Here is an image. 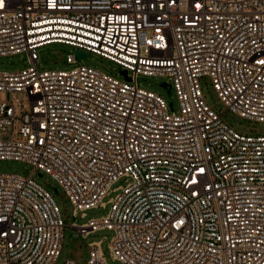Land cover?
I'll use <instances>...</instances> for the list:
<instances>
[{"label": "built area", "instance_id": "obj_1", "mask_svg": "<svg viewBox=\"0 0 264 264\" xmlns=\"http://www.w3.org/2000/svg\"><path fill=\"white\" fill-rule=\"evenodd\" d=\"M52 44L111 60L125 80L85 65L41 71ZM23 53L28 67L0 70V160L34 171L0 173V264L62 254L67 226L37 172L76 218L111 206L71 228L112 231L123 264H264V135L224 120L264 123V0H0V57ZM140 76L168 78L179 110ZM205 77L225 112L208 105ZM102 243L86 264H108Z\"/></svg>", "mask_w": 264, "mask_h": 264}, {"label": "rangeland", "instance_id": "obj_2", "mask_svg": "<svg viewBox=\"0 0 264 264\" xmlns=\"http://www.w3.org/2000/svg\"><path fill=\"white\" fill-rule=\"evenodd\" d=\"M38 52L40 54L38 69L41 71L55 69L71 70L79 65H85L109 73L120 80H125V76L121 72L123 69L117 63L91 52L87 54V58L79 60L77 65L69 64L67 62L68 55L77 52V49L70 45H47L40 48ZM29 65V58L25 53L0 57L1 71H19ZM167 82L168 78L165 77L140 76L138 79L140 87L161 96L168 104L173 102L176 110H179V103L175 89L172 88L171 92H169L168 89L163 86V84ZM201 85L208 105L217 112H225L226 107L214 90L211 80L207 77L202 78ZM1 99L2 98L0 97V100ZM224 120L240 133L248 135H264L263 122L243 119L233 112L226 113L224 115ZM33 171L34 166L27 162L0 160V173L18 174L24 177H30ZM33 180L53 195L56 203L61 209L63 219L67 226L64 233L62 254L55 264H66L68 261H73L75 264H86L89 259L90 243L95 241H103L102 251L108 264H123L122 262L113 259L111 255L109 242L114 235L112 231L103 230L84 238L79 235L76 230L71 228L75 222L82 225L87 223L90 219H98L106 216L110 211V205L105 209L98 208L87 211L85 218L79 213L76 218L73 204L69 201L64 189L57 181H55L50 175L42 172H37L33 176ZM123 185L124 180L116 184L114 188ZM115 195L116 194H112L105 201L115 197Z\"/></svg>", "mask_w": 264, "mask_h": 264}, {"label": "water", "instance_id": "obj_3", "mask_svg": "<svg viewBox=\"0 0 264 264\" xmlns=\"http://www.w3.org/2000/svg\"><path fill=\"white\" fill-rule=\"evenodd\" d=\"M75 57L77 58V59H80V58H87V54L85 53V52H77L76 54H75ZM122 74L124 75V76H126L127 75V72L126 71H122ZM163 86L164 87H166L167 89H168V91L169 92H171V86L169 85V84H163ZM171 106H173V104L171 103ZM57 191V190H56Z\"/></svg>", "mask_w": 264, "mask_h": 264}, {"label": "snow or ice", "instance_id": "obj_4", "mask_svg": "<svg viewBox=\"0 0 264 264\" xmlns=\"http://www.w3.org/2000/svg\"><path fill=\"white\" fill-rule=\"evenodd\" d=\"M197 7H200V5H199V4H197ZM258 63H259V64H261V65H264V59H262V60H259V61H258ZM199 171H200V172H203V171H204V169H203V168H201V169H199ZM181 223H183V221H179V222H178V225H179V224H181Z\"/></svg>", "mask_w": 264, "mask_h": 264}]
</instances>
